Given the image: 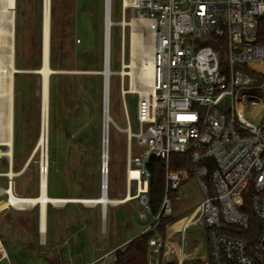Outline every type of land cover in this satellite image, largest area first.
<instances>
[{
  "label": "built area",
  "instance_id": "built-area-1",
  "mask_svg": "<svg viewBox=\"0 0 264 264\" xmlns=\"http://www.w3.org/2000/svg\"><path fill=\"white\" fill-rule=\"evenodd\" d=\"M123 6L124 14L130 10L138 19L151 21L153 27L150 84L122 87L123 95H139L138 130L132 129L130 118L127 120L125 195H132L126 202L138 199L144 207L140 218H147L145 211L152 215L151 225L143 231L154 232L149 240V264H160L163 245L176 253L182 264L186 242L200 240V233L203 249L188 259L199 258L205 264H264V118L258 124L250 122L245 107L247 97L257 98L255 104L264 101V44L258 41L264 0H135L128 6L123 0ZM14 9L17 13L18 0ZM128 65L124 60L122 69L126 66L129 71ZM251 90L262 94H249ZM4 93L0 92V103ZM8 136L0 122V147H4L0 159L8 167L0 171L6 183V187L0 186V214L10 208L26 210L10 200L13 194L24 196L16 185L26 166L14 169L15 139L11 149L3 142ZM173 153L189 154L194 170H172ZM152 156L166 164L165 192L157 213L149 198L151 172L147 164ZM43 173L49 174V162L45 168L42 152L40 189ZM191 177L199 182L204 198L191 213L182 215L188 216L182 229L172 228L180 216L168 223L163 237L158 230L161 219L175 216V201L187 196L184 190L179 195L181 185ZM109 178L108 150L107 155L102 151L100 196L109 197ZM192 227L198 228L197 234H188ZM176 235L179 244L173 242ZM4 258L8 255H0V262Z\"/></svg>",
  "mask_w": 264,
  "mask_h": 264
},
{
  "label": "rangeland",
  "instance_id": "rangeland-1",
  "mask_svg": "<svg viewBox=\"0 0 264 264\" xmlns=\"http://www.w3.org/2000/svg\"><path fill=\"white\" fill-rule=\"evenodd\" d=\"M51 6L50 52L52 49L54 64L51 67L60 73H56L54 79V127L49 131V193L62 197H99L103 75L102 88L97 91V83L92 79L95 74L87 71L104 68L105 0H52ZM16 17L15 64L26 71L15 73L14 169L22 170L26 166L17 178L16 190L31 196L40 192L42 161V150L37 149L42 121V76L36 70L42 66L43 0H18ZM111 18L114 24L110 31V69L121 71L124 60L130 64L132 26L129 23L137 17L130 10L124 14L123 0H113ZM124 20L126 25L122 23ZM152 28L151 25L142 27L147 41L153 40ZM99 66L102 70H97ZM123 86L130 88L131 77L111 73L109 111L114 120L109 129L111 199L126 193L128 118L132 129L138 130L136 103L139 95H123ZM137 86L141 88L143 84ZM99 92L100 101L95 97ZM248 93L262 94L254 90ZM255 101L257 98L247 97L246 118L258 124L264 118V101L257 104ZM133 144L135 150L136 139ZM7 168L0 159V171ZM0 186L6 187L1 177ZM182 190L187 196L175 201V218L191 213L204 198L203 189L194 177L181 185L179 195ZM132 193H135L134 187ZM81 203L67 202L60 207L49 205V230L46 235L43 233L44 242L39 231V207L4 210L0 214V255H8V258L0 264H112L114 251L108 256L106 253L136 237L152 223V215L147 211V218H140L139 212L144 207L138 199L108 205L105 211L102 205ZM176 221L173 228H178L182 222ZM197 232L198 228L192 227L188 234ZM198 236L201 237L197 243L200 250L204 237L202 233ZM189 243L188 240L187 246ZM193 249L188 247V250Z\"/></svg>",
  "mask_w": 264,
  "mask_h": 264
},
{
  "label": "bare ground",
  "instance_id": "bare-ground-1",
  "mask_svg": "<svg viewBox=\"0 0 264 264\" xmlns=\"http://www.w3.org/2000/svg\"><path fill=\"white\" fill-rule=\"evenodd\" d=\"M108 9L107 13V35L110 34L111 27L114 24L111 18V6L112 0H107ZM135 4V0H125V6ZM16 5L17 0H0V80L2 88L0 92L5 91L4 98L0 103V122L4 125L5 132H8L9 136L3 139L4 143H7L13 148L14 142V112H15V73L24 72L26 70L19 69L15 64V47H16ZM52 0H43V55L42 66L36 71L42 76V121L41 132L38 139L37 149L43 152V165L46 168L49 158H47L49 150V131H50V77L53 73L51 67V52H50V30H51V6ZM13 8V9H10ZM124 25L127 21L122 22ZM132 26L131 33V52H130V64L131 71H127L126 66L120 71L121 76L129 74L131 76L132 88H137L138 84H143L147 87L151 80V71L153 68L152 49L154 39L147 41L145 34L142 32V27L151 25L152 23L146 22L144 19H134L129 23ZM110 26V28H109ZM153 29V28H152ZM109 45V51L107 49V57L109 55V64L111 56V40L110 35L107 38V46ZM126 63V62H125ZM127 64V63H126ZM264 65V64H263ZM262 65V66H263ZM106 75H109V89H110V76L111 71L106 69ZM124 80V79H123ZM145 89V88H144ZM125 90V88H124ZM109 107H110V90H109ZM108 150H109V129L113 118L108 112ZM12 153V152H10ZM105 154L107 155L106 151ZM50 156V155H49ZM50 162V161H49ZM50 169V167H49ZM15 171L12 170L11 173ZM24 172L20 173L23 174ZM40 188V187H39ZM49 188V175L43 173L42 186L37 196H13L10 198L11 203L16 205L19 209H32L39 207V223L40 230L45 234L47 230V217L49 205H63L67 202H75L86 205H99L100 203L111 202L112 204L126 202L130 200L131 193L117 198L111 199L107 196L99 197H62L51 196L48 193ZM2 207H0L1 209ZM107 205L104 204L103 209L106 210ZM193 214V213H192ZM188 216H182L178 221H182L176 230L182 229ZM177 222V221H175ZM174 222V223H175ZM173 223V224H174ZM172 224V225H173ZM44 240V236H43ZM1 242V241H0Z\"/></svg>",
  "mask_w": 264,
  "mask_h": 264
},
{
  "label": "trees",
  "instance_id": "trees-1",
  "mask_svg": "<svg viewBox=\"0 0 264 264\" xmlns=\"http://www.w3.org/2000/svg\"><path fill=\"white\" fill-rule=\"evenodd\" d=\"M51 39H52V34H51ZM258 41L264 44V16L259 19ZM51 65L54 66L52 49H51ZM97 70H102V66H99V69ZM262 71L264 72V65L262 66ZM55 77H56V73L52 74L50 77V109H51L50 130H52L54 127L52 111H53V98L55 92V81H54ZM101 78L102 75L100 74H95L94 76H92V79L97 83L96 86L97 91L100 90V88H102ZM95 97L96 100L100 101L101 100L100 92L96 93ZM99 112L101 111L99 110ZM165 165H166L165 161L157 156H152L149 163L147 164L151 172L149 198L154 213H157L159 211L165 192ZM170 168L172 170L189 169L190 171H193L195 168V164L192 163L189 154L173 153L170 157ZM48 193H49V188H48ZM37 195L38 194L31 196H37ZM49 195L51 194L49 193ZM175 219L176 218L174 215L162 217L161 222L158 226V230L163 237H165L167 233L168 223L174 221ZM173 229L176 230L175 228ZM153 234L154 232L152 230L142 232L136 237L130 239L124 246H120L116 248L114 251L115 259L112 264H149V259H148L149 240L153 236ZM198 241H199L198 239L194 238L191 241H189L190 243L188 246H187L188 242H186L185 244L186 259L182 262V264H205V261L199 258H195L191 260L188 259L190 257H194L200 254L202 249L198 250L197 247ZM173 242L176 244L180 243V238L178 235L173 237ZM189 246H192L194 249L188 250ZM159 258H160V264H179V260L176 253L172 252L168 247L164 245L161 248Z\"/></svg>",
  "mask_w": 264,
  "mask_h": 264
},
{
  "label": "water",
  "instance_id": "water-1",
  "mask_svg": "<svg viewBox=\"0 0 264 264\" xmlns=\"http://www.w3.org/2000/svg\"><path fill=\"white\" fill-rule=\"evenodd\" d=\"M108 9H110V5L108 7V2H107V0H105L104 68L102 71H87V73L103 75V100H104L103 113H104V119H103L102 151H106V153L108 151V133L106 132V127L108 128L109 90H110L109 89V75H108V77L106 75L107 66H108V71L110 70L111 73H118V71H113L110 69L109 55L107 57V49L109 51V45L107 46V38L110 35V34L107 35V13H108ZM115 24H116V22H115ZM109 28H110V26H109ZM123 40H124V36H123ZM37 73H39V72H37ZM54 73H60V71L54 70L52 74H54Z\"/></svg>",
  "mask_w": 264,
  "mask_h": 264
},
{
  "label": "crops",
  "instance_id": "crops-1",
  "mask_svg": "<svg viewBox=\"0 0 264 264\" xmlns=\"http://www.w3.org/2000/svg\"><path fill=\"white\" fill-rule=\"evenodd\" d=\"M86 198H91V197H86ZM75 203V202H74ZM82 204V203H81ZM64 205V204H63ZM84 205H86V204H84ZM50 206H53V205H50ZM50 206H49V208H50ZM60 206H62V205H58V206H55V207H60ZM86 206H94V205H86ZM40 222V221H39ZM48 230H49V210H48V217H47V230H46V234L48 233ZM39 231H40V223H39ZM144 231V230H143ZM142 231V232H143ZM141 232V233H142ZM45 234V235H46ZM40 235H41V238L43 237V232H41L40 231ZM130 240V238L128 239V240H126V241H124L121 245L122 246H124L128 241ZM45 240H43L42 239V242H44ZM5 247V246H4ZM117 248V246L114 248V249H112L110 252H108V253H106V255L108 256L109 254H111L113 251H115V249ZM5 250H6V248H5ZM7 252V251H6Z\"/></svg>",
  "mask_w": 264,
  "mask_h": 264
}]
</instances>
